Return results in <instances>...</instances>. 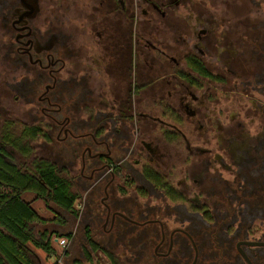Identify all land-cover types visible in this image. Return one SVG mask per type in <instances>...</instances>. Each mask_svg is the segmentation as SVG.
<instances>
[{"label": "flooded vegetation", "instance_id": "obj_1", "mask_svg": "<svg viewBox=\"0 0 264 264\" xmlns=\"http://www.w3.org/2000/svg\"><path fill=\"white\" fill-rule=\"evenodd\" d=\"M0 157L116 263L264 264V0H0Z\"/></svg>", "mask_w": 264, "mask_h": 264}, {"label": "trees", "instance_id": "obj_2", "mask_svg": "<svg viewBox=\"0 0 264 264\" xmlns=\"http://www.w3.org/2000/svg\"><path fill=\"white\" fill-rule=\"evenodd\" d=\"M37 174L39 180L49 187L50 200L61 208L71 209L74 196L54 168L40 163ZM26 192L40 194L42 188L37 181L19 174L0 157V264H34L24 247L27 244H32L47 254L52 251L49 242L37 241L32 236L29 224L43 220L31 203L22 198ZM98 251H103L111 264H119L93 241L83 248L81 254L88 264H94L91 254Z\"/></svg>", "mask_w": 264, "mask_h": 264}, {"label": "rangeland", "instance_id": "obj_3", "mask_svg": "<svg viewBox=\"0 0 264 264\" xmlns=\"http://www.w3.org/2000/svg\"><path fill=\"white\" fill-rule=\"evenodd\" d=\"M254 97L257 100L261 99H259V96ZM247 107L249 108L250 105L248 104ZM57 174L65 179H70V176L64 173L57 172ZM72 192L79 197V201H77L74 206L75 212L66 214L68 224H70L73 229L76 224L80 223L77 213H80L79 204L84 200V198L82 196V192L78 190H72ZM22 198L25 201L30 202L32 208L37 212L38 216L44 220L41 223H31L30 229L33 238L37 241H42L43 243L49 242L52 248L51 253L47 254L42 252L40 249L35 248L32 244H27L25 249L32 262L34 264H57V261L61 260V264H88L81 254V251L85 247L84 242L74 238V242L71 243L70 240L61 236L65 234V231H57V227L55 226L57 218L55 217H60L58 214L60 209L50 201H46V205L43 201L37 200L31 193L23 194ZM94 202L98 204L97 200ZM41 233H43L42 236ZM52 233H54V235H51ZM54 237H58L59 239L64 238V246L59 245L58 242L55 243ZM91 258L94 264H111L103 251L92 253ZM128 263L139 264L133 256L130 258Z\"/></svg>", "mask_w": 264, "mask_h": 264}, {"label": "water", "instance_id": "obj_4", "mask_svg": "<svg viewBox=\"0 0 264 264\" xmlns=\"http://www.w3.org/2000/svg\"><path fill=\"white\" fill-rule=\"evenodd\" d=\"M243 244L248 246H264V241H248L244 242Z\"/></svg>", "mask_w": 264, "mask_h": 264}, {"label": "built area", "instance_id": "obj_5", "mask_svg": "<svg viewBox=\"0 0 264 264\" xmlns=\"http://www.w3.org/2000/svg\"><path fill=\"white\" fill-rule=\"evenodd\" d=\"M57 242H58V244L61 245V246H64V244H65V240H64V238H60V239H58ZM57 264H61V260H58V261H57Z\"/></svg>", "mask_w": 264, "mask_h": 264}]
</instances>
